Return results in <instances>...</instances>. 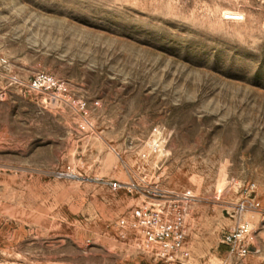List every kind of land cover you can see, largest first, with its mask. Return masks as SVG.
<instances>
[{
    "label": "rangeland",
    "instance_id": "1",
    "mask_svg": "<svg viewBox=\"0 0 264 264\" xmlns=\"http://www.w3.org/2000/svg\"><path fill=\"white\" fill-rule=\"evenodd\" d=\"M156 187L200 199L181 259L119 224ZM242 222L264 244V0H0V264H244Z\"/></svg>",
    "mask_w": 264,
    "mask_h": 264
},
{
    "label": "built area",
    "instance_id": "2",
    "mask_svg": "<svg viewBox=\"0 0 264 264\" xmlns=\"http://www.w3.org/2000/svg\"><path fill=\"white\" fill-rule=\"evenodd\" d=\"M228 15L232 19L243 17L232 11ZM32 86L51 91L64 88L62 83L47 73L37 75ZM112 185L116 188L117 182ZM145 191L147 200L133 208L130 218H121L120 226L131 228L139 244L155 255L172 260L183 258L187 255L183 247L189 220L200 199L190 190L176 191L156 187L146 188ZM245 209L247 205L242 204L241 210ZM221 242L227 246L229 255L245 257L252 252L255 234L249 223L242 222L228 230Z\"/></svg>",
    "mask_w": 264,
    "mask_h": 264
},
{
    "label": "crops",
    "instance_id": "3",
    "mask_svg": "<svg viewBox=\"0 0 264 264\" xmlns=\"http://www.w3.org/2000/svg\"><path fill=\"white\" fill-rule=\"evenodd\" d=\"M226 255H227V251H226ZM243 261L244 264H249L250 262H256L257 264H264V244L259 245L255 239V244L252 247V252L246 257H244Z\"/></svg>",
    "mask_w": 264,
    "mask_h": 264
},
{
    "label": "trees",
    "instance_id": "4",
    "mask_svg": "<svg viewBox=\"0 0 264 264\" xmlns=\"http://www.w3.org/2000/svg\"><path fill=\"white\" fill-rule=\"evenodd\" d=\"M221 249H222V250L225 249V245H221Z\"/></svg>",
    "mask_w": 264,
    "mask_h": 264
}]
</instances>
